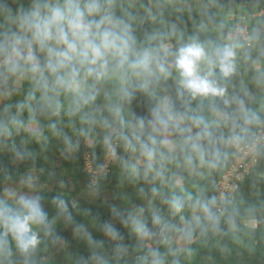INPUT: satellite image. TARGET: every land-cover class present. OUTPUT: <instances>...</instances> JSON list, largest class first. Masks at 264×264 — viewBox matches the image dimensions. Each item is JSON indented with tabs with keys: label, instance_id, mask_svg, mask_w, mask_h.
Wrapping results in <instances>:
<instances>
[{
	"label": "clouds",
	"instance_id": "clouds-1",
	"mask_svg": "<svg viewBox=\"0 0 264 264\" xmlns=\"http://www.w3.org/2000/svg\"><path fill=\"white\" fill-rule=\"evenodd\" d=\"M166 8L126 0H0V97L29 85L15 111L9 106L0 115V138L26 130L46 140L50 133L69 151L94 138L132 182L167 184L180 172L217 168L227 149L239 148L252 126L264 123L229 93L244 45L185 37L166 19ZM147 21L159 27L141 32ZM137 100L143 113L132 107ZM151 193L161 190L153 186ZM55 203L68 214L62 199ZM163 203L172 215L186 206L199 213L184 219L183 230L219 224L215 197L194 199L181 187ZM129 222L141 239L154 234L139 215ZM152 222L162 235L172 228L158 210ZM54 223L40 196L0 199V264H37L41 233L53 237ZM105 231L120 238L112 225ZM152 255L161 264L159 253Z\"/></svg>",
	"mask_w": 264,
	"mask_h": 264
},
{
	"label": "trees",
	"instance_id": "trees-1",
	"mask_svg": "<svg viewBox=\"0 0 264 264\" xmlns=\"http://www.w3.org/2000/svg\"><path fill=\"white\" fill-rule=\"evenodd\" d=\"M126 2L145 7L166 3V19L177 23L185 37L197 34L201 40L243 44L237 49V72L230 80L229 93L243 99L245 107L264 122V44L258 43L264 41V0ZM242 26L246 27L249 38L257 35L258 39H243L239 32ZM158 27L147 21L140 31ZM28 87L23 82L10 96L4 97L0 101V115L9 106L15 111V105L23 99ZM143 103L137 100L132 107L143 113ZM53 119L66 123L62 116ZM259 126H252L253 135L245 143L253 139ZM46 135V140L35 139L29 131L21 130L7 139L0 138V188L22 183L28 174H35L38 185L44 186L35 196L41 197L48 218L55 221L53 237L41 233L37 264H154L153 250L159 253L161 264H264V144L259 148L257 166L220 211L215 207L220 216L218 226L213 228L205 222L183 230L184 219H192L193 209L186 206L183 213L172 215L163 203L164 197L179 192L180 187L194 199L215 197L216 183L229 165L233 148L226 150L228 154L217 168L201 169L208 174L180 172L177 177L181 178L182 185H176L175 178L167 184L132 182L113 160L93 183L86 155L91 168L100 170L107 154L102 144L94 138L82 139L75 151H69L62 140L50 133ZM16 150L23 152V157L17 156ZM153 186L160 188L159 196L151 193ZM56 198L67 205V215L60 212ZM154 210L172 225L163 235L160 226L152 222ZM137 215L146 220L154 233L151 238L141 239L132 231L131 223H125L130 216ZM106 225H112L120 238L114 240L107 235ZM179 236L191 243L189 249L177 246L175 240Z\"/></svg>",
	"mask_w": 264,
	"mask_h": 264
},
{
	"label": "built area",
	"instance_id": "built-area-1",
	"mask_svg": "<svg viewBox=\"0 0 264 264\" xmlns=\"http://www.w3.org/2000/svg\"><path fill=\"white\" fill-rule=\"evenodd\" d=\"M239 32L243 39L248 40L249 35L245 26L240 27ZM264 144V123L260 124L253 139L243 143L239 148L233 147V154L230 158L227 169L216 183V209L221 210L224 202L232 197L239 184L248 176L258 164L259 148ZM111 159L106 154L104 163L100 170H93L89 162V155H86L87 169L93 175L92 182L95 183L99 174L108 170Z\"/></svg>",
	"mask_w": 264,
	"mask_h": 264
},
{
	"label": "rangeland",
	"instance_id": "rangeland-1",
	"mask_svg": "<svg viewBox=\"0 0 264 264\" xmlns=\"http://www.w3.org/2000/svg\"><path fill=\"white\" fill-rule=\"evenodd\" d=\"M259 44H264L263 40H259ZM257 66H260V63L258 61H255ZM4 97L0 98V101H2ZM29 177H31V183H29ZM44 189V186L41 187L38 185L37 179L35 177V174L30 173L28 174L25 178L24 181L21 183L17 184H11V185H6L0 188V197L3 199H8L9 201H14L21 195H29V196H35V194H38V190ZM189 189V188H188ZM191 190L193 187L190 188ZM192 216L194 215H199L198 212H194V210L191 211L190 213ZM176 244L179 248H184L186 249L189 245L191 244L190 242H187L180 236L176 238Z\"/></svg>",
	"mask_w": 264,
	"mask_h": 264
},
{
	"label": "crops",
	"instance_id": "crops-1",
	"mask_svg": "<svg viewBox=\"0 0 264 264\" xmlns=\"http://www.w3.org/2000/svg\"><path fill=\"white\" fill-rule=\"evenodd\" d=\"M204 173L205 174H208V172L207 171H204ZM175 178V184L176 185H182V181H181V178H179V177H174ZM178 182V183H177ZM181 188V187H180Z\"/></svg>",
	"mask_w": 264,
	"mask_h": 264
}]
</instances>
